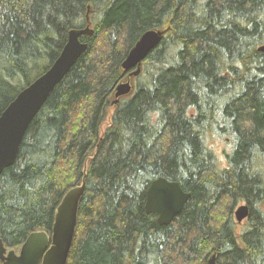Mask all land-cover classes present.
<instances>
[{"label": "trees", "instance_id": "trees-1", "mask_svg": "<svg viewBox=\"0 0 264 264\" xmlns=\"http://www.w3.org/2000/svg\"><path fill=\"white\" fill-rule=\"evenodd\" d=\"M89 7L88 49L0 175L6 246L51 237L57 207L85 180L68 264H207L213 253L264 264V0H0V114L87 26ZM168 27L134 92L113 104L131 48ZM217 136L232 145L225 165ZM159 177L192 194L167 225L145 209Z\"/></svg>", "mask_w": 264, "mask_h": 264}, {"label": "water", "instance_id": "water-1", "mask_svg": "<svg viewBox=\"0 0 264 264\" xmlns=\"http://www.w3.org/2000/svg\"><path fill=\"white\" fill-rule=\"evenodd\" d=\"M91 7L87 15L88 24L84 28H72L68 41L61 54L43 74L21 90L16 98L0 114V175L12 166L18 156L26 132L41 110L55 87L71 71L84 52L88 42L81 40L82 35L92 36ZM168 28L149 29L143 33L131 48L121 66L131 72L127 80L116 89L113 104L119 103L121 97L134 92L132 78L137 77L143 68V62L162 42ZM264 53V43L258 47ZM86 189V182L75 185L65 194L55 216L51 237L46 231L31 233L17 253L9 249L0 237V262L2 264H68L74 244L78 211L81 198ZM180 182L169 181L164 177L153 180L147 191L145 209L148 214H157L161 225L170 224L180 214L191 197ZM249 216V206L241 203L235 210V221L243 223ZM207 264H218L217 254L213 253Z\"/></svg>", "mask_w": 264, "mask_h": 264}, {"label": "rangeland", "instance_id": "rangeland-1", "mask_svg": "<svg viewBox=\"0 0 264 264\" xmlns=\"http://www.w3.org/2000/svg\"><path fill=\"white\" fill-rule=\"evenodd\" d=\"M132 81L134 83V85H136V77L132 78ZM214 149L218 155V157L221 160V164L225 165V157L224 154L228 153L231 151L232 149V145L230 142V139L228 137H216V142L214 143ZM244 203V202H241ZM240 203V204H241ZM246 220H244L243 223H238L239 225V229L242 227L243 224H245Z\"/></svg>", "mask_w": 264, "mask_h": 264}, {"label": "flooded vegetation", "instance_id": "flooded-vegetation-1", "mask_svg": "<svg viewBox=\"0 0 264 264\" xmlns=\"http://www.w3.org/2000/svg\"><path fill=\"white\" fill-rule=\"evenodd\" d=\"M16 252H17V251H16ZM18 252H19V251H18ZM18 252H17V253H18ZM0 263L2 264V262H0Z\"/></svg>", "mask_w": 264, "mask_h": 264}, {"label": "bare ground", "instance_id": "bare-ground-1", "mask_svg": "<svg viewBox=\"0 0 264 264\" xmlns=\"http://www.w3.org/2000/svg\"><path fill=\"white\" fill-rule=\"evenodd\" d=\"M88 158V157H87ZM87 160V159H86Z\"/></svg>", "mask_w": 264, "mask_h": 264}]
</instances>
